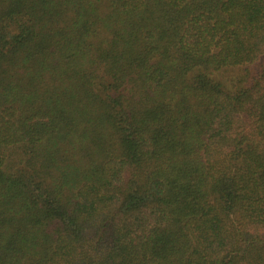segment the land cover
Here are the masks:
<instances>
[{"label": "trees", "instance_id": "16d2710c", "mask_svg": "<svg viewBox=\"0 0 264 264\" xmlns=\"http://www.w3.org/2000/svg\"><path fill=\"white\" fill-rule=\"evenodd\" d=\"M0 264H264V0H0Z\"/></svg>", "mask_w": 264, "mask_h": 264}]
</instances>
